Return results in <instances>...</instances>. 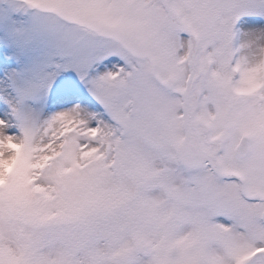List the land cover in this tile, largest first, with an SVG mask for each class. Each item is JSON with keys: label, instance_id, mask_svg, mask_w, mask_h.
I'll use <instances>...</instances> for the list:
<instances>
[{"label": "snow or ice", "instance_id": "snow-or-ice-1", "mask_svg": "<svg viewBox=\"0 0 264 264\" xmlns=\"http://www.w3.org/2000/svg\"><path fill=\"white\" fill-rule=\"evenodd\" d=\"M0 264H264V0H0Z\"/></svg>", "mask_w": 264, "mask_h": 264}]
</instances>
